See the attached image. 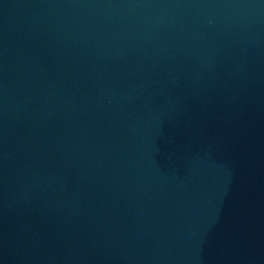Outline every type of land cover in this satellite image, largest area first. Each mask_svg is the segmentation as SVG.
I'll use <instances>...</instances> for the list:
<instances>
[{
	"label": "water",
	"instance_id": "95a60500",
	"mask_svg": "<svg viewBox=\"0 0 264 264\" xmlns=\"http://www.w3.org/2000/svg\"><path fill=\"white\" fill-rule=\"evenodd\" d=\"M0 264H264V0H0Z\"/></svg>",
	"mask_w": 264,
	"mask_h": 264
}]
</instances>
